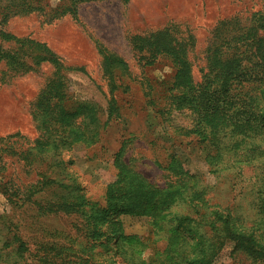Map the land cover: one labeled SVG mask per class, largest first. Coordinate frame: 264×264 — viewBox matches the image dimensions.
Here are the masks:
<instances>
[{"label": "rangeland", "instance_id": "374dc122", "mask_svg": "<svg viewBox=\"0 0 264 264\" xmlns=\"http://www.w3.org/2000/svg\"><path fill=\"white\" fill-rule=\"evenodd\" d=\"M65 4L0 0V264H171L175 253L174 264H189V240L198 236L211 245L213 264H253L225 236L216 211H230L246 230L257 225L260 172L243 148L195 132L191 109L172 107L181 91L172 88L179 62L169 51L182 49L200 81L213 46L229 58L242 50L234 34L264 14V0H82L78 19L50 16ZM105 54L118 59L109 66ZM60 72L67 106L93 102L100 131L95 141L42 151L28 140L43 135L38 101ZM241 84L251 93L264 87ZM84 114L76 121L86 123ZM116 160L160 189L176 179L167 167L180 161L197 175L203 197L183 195L159 215L113 207L108 188L123 185Z\"/></svg>", "mask_w": 264, "mask_h": 264}, {"label": "trees", "instance_id": "16d2710c", "mask_svg": "<svg viewBox=\"0 0 264 264\" xmlns=\"http://www.w3.org/2000/svg\"><path fill=\"white\" fill-rule=\"evenodd\" d=\"M81 1L67 0V4L62 7L52 8L50 16L70 14L74 19H78V5ZM259 15H255L249 25L240 28L234 34L233 39L237 41L238 48H242V50L238 51L233 58L227 56L226 50H220L219 46H213L211 53L209 52L208 71L200 81L193 80L189 62L183 56L182 49L169 51L171 54H175V58L179 62L172 88L181 91L172 96V107L175 110L187 107L191 109L196 114L195 132L213 143H217L221 138V143L236 144L237 147L243 148L248 159L256 164L260 172L258 201L254 203L257 216L253 218L254 224L257 225L246 230L240 226L238 218L234 217L230 211L221 213L216 211L217 219L221 221V229L225 236L234 240L236 248L251 258L253 264H264V242L260 238H263L264 235L256 234V230L260 227L264 228V87L259 92L251 93L245 90L241 83L249 79L250 81L264 82V35L259 33V30L264 29V16ZM41 45L43 46V43ZM0 55H5L1 51V46ZM117 59L114 55L105 54L107 65ZM253 60L256 61L254 68L242 67L243 61ZM56 61L58 60L56 59ZM118 63L124 64V61L120 60ZM63 74L60 72L53 85L42 91L38 101L39 112L36 118L40 120V126L44 132L42 137L28 141L33 143L34 147L38 146L42 151L53 145L62 144L71 147L77 142L95 141L100 131L97 125L98 121L95 120L97 116L91 109L95 106L93 102L78 100L72 101V106H67L68 97L63 89ZM243 76H248V78ZM235 79H239L238 84H234ZM77 102L78 105L75 106L74 104ZM112 103L109 101L110 116L115 109V105ZM82 110L85 111L82 117L86 119V123L82 120L77 122L75 118ZM88 117H90V121ZM108 122L109 120L103 126H106ZM90 123L96 124L93 130L90 128ZM176 160V156H173V161ZM116 162L123 180L122 182L120 179L119 182L123 185L118 190L111 189L113 187L108 188L107 196L113 207H126L128 204L135 213L159 215L163 209L169 208L171 203L183 195L189 198L203 197V189H199L197 175L182 169L180 161L171 163L167 167L177 177L170 182L168 187L162 189L150 183L130 165H122L118 160ZM81 202L75 207H72L71 203H66V209L79 208ZM108 212L109 210H106L107 214ZM179 217L180 220L188 219L187 215ZM191 220L194 221V218ZM253 227L254 229H252ZM193 229L192 227L189 229V239H192ZM92 233L94 237L99 236L101 233L99 225L94 224ZM189 244L193 246V255L189 257V264H213L212 259L206 255L211 245L208 248L205 246L204 236L189 240ZM176 259L177 254L175 253L171 264H174Z\"/></svg>", "mask_w": 264, "mask_h": 264}]
</instances>
